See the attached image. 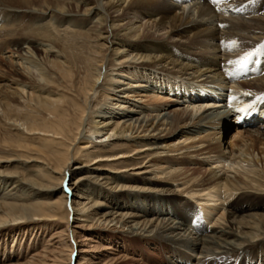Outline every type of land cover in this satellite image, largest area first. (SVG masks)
<instances>
[{
    "label": "bare ground",
    "instance_id": "6f19581e",
    "mask_svg": "<svg viewBox=\"0 0 264 264\" xmlns=\"http://www.w3.org/2000/svg\"><path fill=\"white\" fill-rule=\"evenodd\" d=\"M178 1L182 0H0V75L9 81L7 87L0 83V108L7 121V131L0 130V164L7 162L0 168V264H161L167 253L178 254L175 264H193L191 253L200 255L199 264H264V124L252 123L257 126L253 130L236 125L237 112L241 114L243 108L212 112L180 132L186 142L194 141L188 144L195 148L204 139L216 140V129L231 125V138H217L202 152L217 153L215 162L222 165L227 152L238 154L235 165L262 164L263 174L249 169L258 178L246 177L255 182L256 192L243 190L253 187L240 177H218L217 172L206 180L188 178L182 193L195 197L202 191L209 200L231 199L215 222L223 220L227 228L205 235L207 225L202 228L200 222L212 223L217 207L199 204L197 210L188 199H176L179 192L174 186L156 188V178L143 177L141 183L104 171L102 164L92 167V160L115 154L98 148L90 151L88 142L79 144L86 139L84 130L102 131L100 125L86 130V117L108 78L104 67L108 71L115 65L106 55L111 47L116 55L122 52L125 58L142 61L115 65L114 70L131 80L145 79L142 90L120 89L121 98L138 97L153 106L172 99L163 94L170 91L177 100L207 101L194 89L226 87L232 94L240 92L231 82L250 64L252 76L240 80L242 87L258 90L261 95L254 102L264 103V0H235L233 5L224 0H193L199 4L197 17L186 15ZM111 10L149 16L153 25L171 38H185L186 43L173 45L141 34L142 24L121 33L120 20L109 15ZM248 14H258L254 24L245 23L242 15ZM216 17L219 24L213 25ZM231 41L239 42L242 53H224L220 60L217 51L233 47ZM194 47L202 48L201 56L193 54ZM6 50L9 55L3 57ZM27 62L31 66L25 67ZM159 65H163L160 70ZM168 65L183 74L192 71L193 83L176 82L171 75L182 77L181 73ZM29 67L39 71L45 84L22 72V78L15 77ZM208 73L211 81L195 80ZM182 91L195 95L180 96ZM228 95L241 103L254 98L247 92ZM147 119L136 114L110 118L109 136L160 132V125L148 124ZM181 119L178 113L173 120ZM210 129L214 132L205 134ZM84 156L87 159L77 163ZM68 177L70 184H66ZM166 200L164 213L159 204ZM192 220L199 221L196 233L189 231Z\"/></svg>",
    "mask_w": 264,
    "mask_h": 264
},
{
    "label": "rangeland",
    "instance_id": "374dc122",
    "mask_svg": "<svg viewBox=\"0 0 264 264\" xmlns=\"http://www.w3.org/2000/svg\"><path fill=\"white\" fill-rule=\"evenodd\" d=\"M195 1V0H194ZM193 0H182L180 3V7L185 9V14L197 17V13L195 12V7L199 4L195 3ZM106 4V3H105ZM196 5V6H195ZM190 8V9H189ZM183 11V10H182ZM122 12H116L115 10H111L109 15L112 18H117V20H120L119 27L121 30L120 32H127L129 27H139L141 24L143 25L141 34L145 33L149 37L155 39V40H162L166 41L168 43H171L173 45L183 44L186 43L185 38L181 37H170V34L167 33L165 29H160L157 26L153 25L152 22L148 19L149 16H144L143 14H133V13H126L123 14ZM245 18V23L247 24H254L255 19L258 16V14H252V16L248 15H242ZM219 18H214L213 25L218 22ZM117 28V30H119ZM127 28V29H126ZM124 29V30H123ZM238 40V39H236ZM208 43H216L215 41H207ZM232 42V41H231ZM229 43V45H234L233 47L227 48L226 51L219 52L217 51V56L220 60L223 59V54H228L230 56H236L238 54L242 53V49L239 48V42L235 44ZM216 43L218 45H224V43ZM211 44V45H212ZM243 44V43H242ZM42 45H40L41 47ZM26 50L28 51V55H32L34 59L36 60L37 56L34 54V52L27 47L25 44ZM109 47V46H108ZM107 48V47H106ZM116 48V47H115ZM109 49V48H108ZM233 49V50H231ZM57 50V49H53ZM196 53V56H201L200 51L202 50L201 47H194L193 49ZM231 50V51H228ZM31 52V53H30ZM27 53V52H26ZM25 53V54H26ZM210 53V52H209ZM208 54V52H207ZM9 53H7V50L4 52L3 57H8ZM107 58H110V61H112V64H118L120 61L124 63H133V64H141L142 61H139L137 59L124 57L123 53L120 54H114V51L112 47L107 50L106 52ZM124 60V61H123ZM123 63V64H124ZM126 64V65H127ZM197 64V63H196ZM26 66H31L29 62L24 63ZM112 66L107 69L104 67L103 72L107 73L108 78L104 81V87H102L101 94L98 93L97 97L94 99V102L96 105L92 106L90 113H88V116L86 117V123L87 129L89 127H96L97 125H100L99 127L102 128V131L98 133H91L83 131L85 134L86 139L79 141L80 145L87 144V142L90 144V147L88 148L90 151L95 152L98 148V150H112V152L115 154L111 157H98L97 159H94L90 162L92 164V167H97L99 164H102L104 171H111L115 175L122 176L124 178H135L137 181L142 182L143 177H151L152 179H155V186L156 188H159L161 186H174V188L179 192L178 200H180L181 197H184L185 199H188L190 204L198 210L199 204H206L211 207H217L218 210L216 211V215L214 219L211 221L212 223H207V231L202 232L204 233H211L215 231H220L222 229L227 228V224L222 220L220 223H215L216 220H219L220 213H224L226 211V207L228 206V203L231 201V199H227L226 201L222 199H215V200H209V197L205 196L203 192L199 191L197 192L198 195H195V197H191L190 194L182 193V191L187 188L188 184H184L188 178H195L196 181L200 180H206L209 179L214 175L215 172H217L218 177H230V178H238L245 182H248L253 188H245L243 190L249 191V192H256L257 191V185L255 182H251V180H247V176L254 177L255 179L258 178L257 175L254 173H250L248 170H256L258 174H263L262 170V164L258 163V166L255 164H249L247 162L242 163L240 166L235 165L234 161L239 162L240 160L237 159L238 154H228L225 153V157H227V161L225 162L224 168L222 169V164L216 163L217 161V153L208 154L207 151L202 152L204 148H206L209 143L210 145L212 143H217L220 139L230 137L234 134L233 129L231 125H227L224 129H216L217 135L216 140H210L204 139L205 142L200 144L198 147H189L190 145H193L194 141L188 140L185 141L184 137L181 136V130L188 129V127L192 126L193 124H197L201 122L207 115L214 112L217 113L218 111H222L220 113L227 112L230 109L225 106H217L213 104L214 102H210V100L207 101H196L195 103L190 100H183V99H176L177 97L173 92H167L163 93L167 96L170 95L172 99H168L166 101H161L157 105L154 104L153 106L150 103L145 102V100H140L138 97H130L126 98L122 96L119 97V94H123V90L120 89H136V90H142L145 79H132L129 78L126 75L119 74L118 70L116 69V66ZM119 65H122L119 63ZM22 66V65H21ZM35 66V65H34ZM199 66V65H198ZM24 67V66H23ZM163 65L157 66V69H161ZM201 67V66H199ZM207 67V66H204ZM19 68V67H18ZM112 68V69H111ZM169 70H174V72H180L177 68L173 69L171 66H166ZM24 71V72H23ZM23 75H27L36 80L39 84H45L44 81L41 80L39 71L35 69V67H29L18 71V74L15 73V77L22 78L21 73ZM180 76L177 77L176 75H171L174 79L176 78L178 83L183 82H192L191 80L194 79V76L192 75V71H189L187 74H183V72H180ZM1 76V75H0ZM104 76V74H103ZM212 74H207L205 76H202L200 78H196L195 80H199L198 82H205V81H211ZM208 77V78H207ZM3 78L2 76L0 79ZM111 78V80L109 79ZM194 80V81H195ZM250 81H253L252 79ZM9 81L7 80H0V83L3 85H6L7 87ZM243 82V81H242ZM177 83V85H178ZM193 83V82H192ZM155 85V84H154ZM235 86V85H233ZM134 87V88H132ZM236 87H240L241 91H251L254 93H260L256 89H246L242 87L241 81L236 85ZM1 88V87H0ZM54 88V87H52ZM246 89V90H245ZM110 90V91H109ZM120 90V91H119ZM100 95V96H99ZM111 95V96H110ZM110 96V97H109ZM174 97V99H173ZM168 98V97H167ZM182 98V97H181ZM194 100V99H193ZM205 100V99H204ZM188 101V102H187ZM145 102V103H144ZM220 104V103H219ZM218 104V105H219ZM162 105V106H161ZM202 105V107H201ZM148 106V107H147ZM161 106V107H160ZM194 106L195 109L194 110ZM204 106V109H203ZM202 110H201V108ZM199 109L201 110L199 112ZM198 112V113H197ZM141 113V115H140ZM180 114L182 116L181 121L179 123L175 122L173 119L175 115ZM185 113V114H184ZM132 114H136V116H147L148 124L154 123V126L160 125L159 128L161 129L160 132H150L149 133H136V134H128L127 136H109L110 132H108V129L112 127L110 118H119V117H127L130 118ZM2 110L0 108V130L2 133H5L7 130L6 125L4 122L6 121L2 116ZM232 119H234L232 117ZM102 120V121H100ZM105 122L103 123V121ZM7 122V121H6ZM10 122V121H9ZM110 122L105 125V123ZM131 122V121H130ZM129 121L126 122L128 125L130 123ZM188 122V123H187ZM233 122V121H232ZM106 128V129H104ZM247 128V127H246ZM244 128V129H246ZM252 130L257 128L255 127H248ZM164 131V132H161ZM215 131V132H216ZM86 132V133H85ZM214 132V129H210L207 133ZM94 134V135H93ZM217 138L219 140H217ZM151 140V141H150ZM198 141V139H197ZM195 141V142H197ZM212 141V142H211ZM144 142H150L154 143L153 145H145ZM193 142V143H192ZM129 143V144H128ZM138 143V144H137ZM190 143V145L188 144ZM188 144V145H187ZM144 145V146H143ZM213 145V144H212ZM137 146V147H136ZM188 146V148L186 147ZM137 148V149H136ZM200 152H199V150ZM175 150V151H174ZM199 152V153H198ZM100 153V152H98ZM101 153H107V152H101ZM206 155H205V154ZM227 154V155H226ZM217 155V156H216ZM230 156V157H229ZM100 158V159H99ZM87 158L81 157L80 159H77V163L86 160ZM224 159V158H223ZM226 160V159H224ZM5 162V163H4ZM76 162V161H75ZM222 162V163H224ZM234 165V168L231 164ZM4 163V164H3ZM131 163V164H130ZM155 164V165H154ZM7 165L6 161L1 162L0 168H3ZM128 165V166H127ZM135 165V166H134ZM229 165V166H228ZM219 168H218V167ZM261 166V167H260ZM179 169V170H178ZM183 173H181V172ZM143 172V173H142ZM177 172V173H175ZM248 172V173H247ZM139 173V174H138ZM250 173V174H249ZM177 174V175H176ZM181 174V176H180ZM219 174V175H218ZM252 174V175H251ZM240 177V178H239ZM75 179V176L72 177V179ZM70 177H68L67 183L70 184ZM177 179V180H176ZM129 181V180H128ZM144 181V180H143ZM68 186V185H67ZM245 187V186H244ZM256 190V191H255ZM264 189H262L263 191ZM67 191H70L67 189ZM241 192V191H240ZM203 194V195H202ZM238 194V193H236ZM234 199V198H233ZM208 200V201H207ZM167 201H163L159 204V208L161 207L164 209V213H166V205ZM207 201V202H206ZM169 202V201H168ZM217 202V203H216ZM226 206V207H225ZM221 207V208H220ZM223 208V209H222ZM169 209V207H168ZM170 211V209H169ZM220 212V213H219ZM173 215V214H172ZM217 216V217H216ZM214 221V222H213ZM14 222H8L7 224H12ZM191 224V221L188 222ZM187 224V225H189ZM114 223L110 225V227H114ZM190 226V225H189ZM127 229V228H126ZM190 232L196 233V230L194 227L189 228ZM201 232H197V235H200ZM181 251H186L185 249H181ZM188 252V251H187ZM184 253V252H182ZM190 253V251H189ZM193 256V264H199V260H201L200 255L191 253ZM244 258V256H242ZM164 261L161 264H175L174 262L178 259V254H171L168 253L164 256ZM176 259V260H175ZM235 261V260H234ZM244 263L246 261H243ZM151 263V262H150ZM192 263V262H191ZM154 264V263H152Z\"/></svg>",
    "mask_w": 264,
    "mask_h": 264
},
{
    "label": "snow or ice",
    "instance_id": "6c2138e0",
    "mask_svg": "<svg viewBox=\"0 0 264 264\" xmlns=\"http://www.w3.org/2000/svg\"><path fill=\"white\" fill-rule=\"evenodd\" d=\"M231 43H232V44H235L236 41H232ZM249 56H251V53H249L247 56H245V57L243 58V60L241 61V63L246 62L247 59L249 58ZM229 63H232V61H229Z\"/></svg>",
    "mask_w": 264,
    "mask_h": 264
}]
</instances>
